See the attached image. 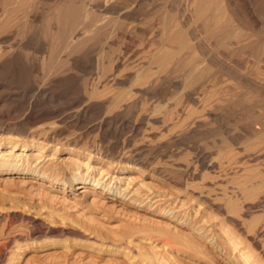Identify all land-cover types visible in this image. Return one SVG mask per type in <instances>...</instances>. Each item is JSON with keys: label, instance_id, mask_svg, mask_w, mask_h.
Wrapping results in <instances>:
<instances>
[{"label": "rangeland", "instance_id": "rangeland-1", "mask_svg": "<svg viewBox=\"0 0 264 264\" xmlns=\"http://www.w3.org/2000/svg\"><path fill=\"white\" fill-rule=\"evenodd\" d=\"M193 1L0 0V264H264V0Z\"/></svg>", "mask_w": 264, "mask_h": 264}, {"label": "bare ground", "instance_id": "bare-ground-1", "mask_svg": "<svg viewBox=\"0 0 264 264\" xmlns=\"http://www.w3.org/2000/svg\"><path fill=\"white\" fill-rule=\"evenodd\" d=\"M14 1V0H13ZM27 1V0H26ZM105 1V0H104ZM110 1H113V0H110ZM196 1V0H195ZM195 1H193V2H195ZM191 2V1H190ZM189 2V3H190ZM216 2V0H197V2H196V4H197V6H198V10L201 12V13H203V12H208V11H206L209 7H211V5H214V3ZM104 3H106V2H104ZM230 3V2H229ZM68 4H70V3H68ZM68 4H65L66 6L68 5ZM217 4H219V3H217ZM15 5V4H14ZM65 5H64V8H65ZM188 5V4H187ZM216 5V4H215ZM214 5V6H215ZM230 5V4H229ZM98 6H99V4H98ZM121 6V5H120ZM190 6V5H189ZM189 6H188V8H189ZM196 6V5H195ZM196 6V7H197ZM228 6V5H227ZM9 7V6H8ZM73 9H75V6L73 5ZM103 7H104V5H103ZM108 7V6H107ZM114 7V6H113ZM194 7V6H193ZM219 7V6H218ZM229 7V6H228ZM228 7H226L225 8V10H226V13H227V15H228V17H229V22L227 21V23H225V25H222L221 27H219V28H217V29H215L214 30V34L215 35H222L221 33H224L223 31H226L227 32V30H228V27H230L231 25H230V23L232 22V19H236V17L234 16V13H230L229 12V8ZM102 8V7H101ZM118 8V7H117ZM131 8V7H130ZM233 8H234V6H233ZM68 9V8H67ZM108 9V8H107ZM5 10V9H4ZM69 10V9H68ZM71 10V9H70ZM114 10V9H113ZM117 10V9H116ZM13 11H15V10H13ZM65 11V10H64ZM72 11V10H71ZM74 11H78L77 9H75V10H73V12ZM118 11V10H117ZM233 11V10H232ZM231 11V12H232ZM59 12H60V10H59ZM73 12H71V13H73ZM235 12V11H234ZM255 12V11H254ZM108 13H109V11H108ZM218 13V12H217ZM237 14V13H236ZM64 15V14H63ZM71 16H73V14H70ZM209 15V14H208ZM216 15V14H215ZM62 16V15H61ZM65 16H66V14H65ZM127 16H128V14H127ZM130 16V15H129ZM219 16V15H218ZM17 17V16H16ZM59 17H60V15H59ZM67 17V16H66ZM66 17H65V19H66ZM76 17V16H75ZM105 17V16H104ZM126 17V16H125ZM213 17V16H212ZM216 17V19H218L217 18V16H215ZM214 17V18H215ZM77 18V17H76ZM124 18V17H123ZM127 18V17H126ZM129 18V17H128ZM130 18H131V16H130ZM213 18V19H214ZM59 19V18H58ZM71 19V18H70ZM78 19V18H77ZM72 20V19H71ZM76 20V19H75ZM74 20V21H75ZM84 20H86V19H84ZM189 20V19H188ZM63 21V20H62ZM98 21V20H97ZM101 21V20H100ZM65 22V21H64ZM70 22V21H69ZM75 22H77V21H75ZM225 22V21H224ZM12 23V22H11ZM68 23V22H67ZM66 23V24H67ZM85 22L83 21V24H84ZM63 24H65V23H63ZM65 24V25H66ZM74 24V23H73ZM90 24H92V23H90ZM93 24H95V23H93ZM183 24V23H182ZM75 25V24H74ZM79 25V24H78ZM230 25V26H229ZM235 25V24H234ZM93 26V25H92ZM79 27V26H78ZM206 27V26H205ZM247 29H248V27H247ZM77 31V30H76ZM231 30H229V32H230ZM80 32V31H79ZM83 33V32H82ZM209 33V32H208ZM80 34H81V32H80ZM225 34V33H224ZM237 34V33H236ZM77 35V34H76ZM173 35V34H172ZM226 36V35H225ZM76 37V36H75ZM82 38V37H81ZM193 38V37H192ZM77 39V38H76ZM174 39V38H173ZM181 39V38H180ZM205 39H207V38H205ZM221 39V38H220ZM191 40V39H190ZM70 41H71V39H70ZM77 41V40H76ZM176 41V40H175ZM178 41V40H177ZM72 42H73V40H72ZM78 42V41H77ZM179 42L181 43V41L179 40ZM190 42V41H189ZM68 43V42H67ZM1 44V43H0ZM76 44V43H75ZM70 45V44H69ZM153 45V44H152ZM184 45V44H183ZM179 46H181V44L179 45ZM178 46V47H179ZM186 46V45H185ZM9 47H11V46H9ZM182 48L184 47V46H181ZM186 48V47H185ZM186 50V49H185ZM1 51H3V49L1 50ZM11 51V50H10ZM161 51V50H160ZM193 51V50H192ZM169 51H166V53H168ZM10 53V52H9ZM12 53V52H11ZM2 54V53H1ZM0 54V55H1ZM205 54V53H204ZM5 55V54H4ZM191 55V54H190ZM2 56V55H1ZM161 56H162V54H161ZM165 56H167V55H165ZM156 58V57H155ZM1 60V59H0ZM179 60V59H178ZM75 61V60H74ZM143 61V60H142ZM190 61V60H189ZM44 62V61H43ZM193 62V61H192ZM201 62V61H200ZM4 63H8V61H4ZM14 63V62H13ZM160 64V63H159ZM168 65V64H167ZM201 65V64H200ZM172 66V65H171ZM183 66H184V64H183ZM205 66H208V65H205ZM216 66V65H215ZM21 67V66H20ZM116 67V66H115ZM36 68V67H35ZM190 69V68H189ZM189 69H187V70H189ZM199 72H202V71H199ZM199 72H198V74H199ZM19 73V72H18ZM144 75V74H143ZM68 76V75H67ZM192 76V75H191ZM59 79V78H58ZM121 79V78H120ZM116 80V79H115ZM97 81V80H96ZM113 81H114V79H113ZM99 82V81H98ZM118 82V81H117ZM216 83V82H215ZM47 86V85H46ZM70 91V90H69ZM86 93V92H85ZM89 94V93H88ZM94 94H96V92L94 93ZM122 94V93H121ZM5 95V94H4ZM91 96V95H90ZM95 96V95H94ZM101 96V95H100ZM100 98V97H99ZM93 101V100H92ZM66 103V102H65ZM87 103V102H86ZM85 103V104H86ZM90 104V103H89ZM118 104H120V103H118ZM31 105V104H30ZM41 105V104H40ZM72 106V105H71ZM116 106V105H115ZM118 106V105H117ZM125 106V105H124ZM102 108V107H101ZM84 109V108H83ZM86 109V108H85ZM94 110V109H93ZM65 111V110H64ZM99 112V111H98ZM116 116V115H115ZM198 116V115H197ZM18 118V117H17ZM27 119V118H26ZM34 119V118H33ZM61 120V119H60ZM58 121V120H57ZM23 122V121H22ZM28 122V121H27ZM26 122V123H27ZM55 123V122H54ZM57 123V122H56ZM21 125V124H20ZM39 125V124H38ZM46 125V124H45ZM60 125V124H59ZM5 126V125H4ZM9 126V125H8ZM42 126V125H41ZM5 127H7V126H5ZM10 127V126H9ZM16 127V126H15ZM43 127H45L44 125H43ZM48 127V126H47ZM8 128V127H7ZM21 128V127H20ZM30 128V127H29ZM58 128V127H57ZM16 129H18V128H16ZM39 129H41V128H39ZM54 129V128H53ZM63 129V128H62ZM21 130V129H20ZM20 130H18V131H20ZM26 130V129H25ZM35 130V129H34ZM38 130V129H37ZM44 130V129H43ZM46 130V129H45ZM50 130H51V127H50ZM56 130V129H55ZM4 131V130H3ZM9 131V130H8ZM28 131V130H27ZM27 131H25V132H27ZM30 131H32V133H30V135H31V137L33 136L34 138L36 137H38V136H36V135H38V131H36L35 130V132L33 131V130H30ZM29 131V132H30ZM47 131V130H46ZM54 131V130H53ZM7 132V131H6ZM15 132V131H14ZM45 132V131H44ZM50 132V131H49ZM48 132V133H49ZM3 133V132H2ZM16 133V132H15ZM39 133H41L42 134V132H40L39 131ZM50 134V133H49ZM48 134V135H49ZM52 134V133H51ZM79 134V133H78ZM16 135V134H15ZM21 135V134H20ZM23 135V134H22ZM29 135V134H28ZM27 135V136H28ZM40 135V134H39ZM19 136V135H18ZM56 136V135H55ZM6 137V136H5ZM11 137V136H10ZM9 136H8V138H10ZM17 137V136H16ZM15 137V138H16ZM41 137V136H40ZM43 137H44V135H43ZM47 137V136H46ZM57 137V136H56ZM12 138H13V136H12ZM19 138V137H18ZM48 138H49V136H48ZM51 138H54L53 136L51 137ZM20 139V138H19ZM27 139V138H26ZM31 139H33V138H31ZM23 140V139H22ZM28 140V139H27ZM34 141H35V139H33ZM41 140V139H40ZM51 140V139H50ZM55 140V139H54ZM19 141V140H18ZM21 141V140H20ZM29 141V140H28ZM37 141V140H36ZM47 141V140H46ZM52 141V140H51ZM55 141H57V139L55 140ZM43 142H45V141H43ZM43 142H40L39 141V143H37V147H38V150H43L44 148H46L45 147V144H43ZM50 142V141H49ZM48 142V143H49ZM54 142V141H53ZM75 142V141H74ZM51 143V142H50ZM49 143V144H50ZM48 144V145H49ZM75 144V143H74ZM7 145H10V151H8V153L9 154H7V152L5 153V154H3L2 153V150L1 149H3L4 147H6ZM30 146H34V144L33 143H27L26 141H24V142H17V139H7V137L6 138H4V137H2L1 135H0V178H8V179H10L9 181H13L14 183L15 182H18V181H20L21 179H23V178H25V177H28V176H30V177H40V178H46V179H48V181H51V182H54V181H56V178H54L53 177V175L51 174L52 172H51V163H42V160H41V158H34L35 160H30V156H28L27 154H25V152L24 153H22V152H20V153H18V154H16L15 152H13V151H15V150H19V149H21L22 151H26V150H29L30 149ZM81 147V146H80ZM226 147V146H225ZM59 149V148H58ZM55 150H56V148H55ZM54 150V151H55ZM39 152V151H38ZM12 153H15V154H12ZM56 153V152H55ZM39 154V153H38ZM38 154H32V155H34V157L35 156H37ZM30 155V154H29ZM139 155V154H138ZM39 157V156H38ZM31 158H33V157H31ZM43 158V157H42ZM51 158V157H50ZM137 159V158H136ZM39 160H41V161H39ZM46 160H47V158H46ZM45 159H44V162L46 161ZM53 160V159H52ZM51 161V160H50ZM55 164V163H54ZM54 164H53V166H54ZM87 164V163H86ZM262 168H264V167H262ZM53 169V168H52ZM57 171V170H56ZM75 171V170H74ZM105 171V170H104ZM86 172V171H85ZM104 174V173H103ZM76 175H80L81 176V172H76ZM75 175V176H76ZM74 178H78L79 179V177H74ZM58 179V178H57ZM5 180V179H4ZM244 181V180H243ZM258 181V180H257ZM56 182H58V180L56 181ZM259 183V182H258ZM89 186H92V188H100V189H102L103 191H106V194L108 195V196H110V195H112V196H118V200L120 201V202H125V201H128L129 200V198L130 197H128V192H125V190H120L119 188H117V187H114V188H112V186L110 185V184H105L101 179H99V178H95V180H91V178H90V176H81L80 177V182L77 184V186H75L76 188L75 189H77V190H81V193H83V192H86V190H87V188H89ZM102 193H104V192H102ZM244 193V192H243ZM128 197V198H127ZM132 197V196H131ZM132 199V198H131ZM175 211V210H174ZM174 216V215H173ZM177 217V216H176ZM174 219V218H173ZM179 221V224L180 225H184V222L183 221H180V219L178 220ZM190 222V221H189ZM186 227H188V226H186ZM192 227V226H191ZM196 234H198V235H200V236H203L204 235V232H202V231H199L198 230V228H197V230H196V232H195ZM194 238V237H193ZM147 248V247H146ZM152 248V247H151ZM149 251V250H148ZM242 255H243V257L245 258V259H247V260H250V261H252L251 260V256L247 253V252H243L242 253ZM3 257V256H2ZM4 259V258H3ZM3 263H4V261H2ZM253 263H254V261H253ZM252 263V264H253Z\"/></svg>", "mask_w": 264, "mask_h": 264}]
</instances>
